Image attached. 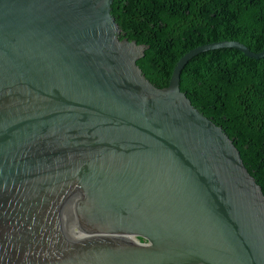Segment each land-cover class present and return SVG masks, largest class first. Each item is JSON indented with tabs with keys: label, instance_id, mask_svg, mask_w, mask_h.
Returning a JSON list of instances; mask_svg holds the SVG:
<instances>
[{
	"label": "water",
	"instance_id": "95a60500",
	"mask_svg": "<svg viewBox=\"0 0 264 264\" xmlns=\"http://www.w3.org/2000/svg\"><path fill=\"white\" fill-rule=\"evenodd\" d=\"M113 0H0V264H264V194L223 127L156 86Z\"/></svg>",
	"mask_w": 264,
	"mask_h": 264
},
{
	"label": "trees",
	"instance_id": "16d2710c",
	"mask_svg": "<svg viewBox=\"0 0 264 264\" xmlns=\"http://www.w3.org/2000/svg\"><path fill=\"white\" fill-rule=\"evenodd\" d=\"M121 37L148 44L137 59L145 76L166 86L177 59L190 48L236 39L254 51L264 45V0H113ZM192 104L232 138L264 194V56L233 47L194 55L180 74Z\"/></svg>",
	"mask_w": 264,
	"mask_h": 264
}]
</instances>
